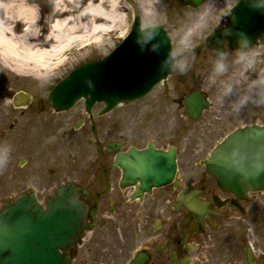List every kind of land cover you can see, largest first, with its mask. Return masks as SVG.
Returning a JSON list of instances; mask_svg holds the SVG:
<instances>
[{
  "label": "flooded vegetation",
  "instance_id": "flooded-vegetation-1",
  "mask_svg": "<svg viewBox=\"0 0 264 264\" xmlns=\"http://www.w3.org/2000/svg\"><path fill=\"white\" fill-rule=\"evenodd\" d=\"M232 7L206 35L204 58L212 63L215 51L207 39L228 26ZM229 44L226 39L224 58L233 55L234 61L253 65L254 72L264 68V36L247 49ZM185 76L179 77L181 86L187 83ZM189 87V93L201 91L210 102L197 120L188 114L186 95L177 108L166 111L164 94L145 99L155 89L110 110L104 102L88 110L80 100L57 111L46 97L30 92L29 103L17 105L16 91H5L0 81V181L11 177L3 192L16 187L14 198L5 203L27 195L45 206L59 187L78 189L77 198L88 208V225L71 252V264H264V191L226 190L206 168L212 150L229 134L264 127V109L243 102L207 127L210 98L193 76ZM139 103L141 112L129 107ZM179 108L187 121H203L202 126L182 129ZM152 147L173 152L176 170L166 185L145 190L141 179L127 178L123 162L132 150ZM120 228L121 247L115 242Z\"/></svg>",
  "mask_w": 264,
  "mask_h": 264
},
{
  "label": "water",
  "instance_id": "water-1",
  "mask_svg": "<svg viewBox=\"0 0 264 264\" xmlns=\"http://www.w3.org/2000/svg\"><path fill=\"white\" fill-rule=\"evenodd\" d=\"M182 7L200 8L206 0H177ZM264 34V0H239L226 28L207 41L215 60L224 56L223 43L232 48L255 45ZM173 48L164 27L142 29L137 18L125 41L103 60L73 70L48 96L56 110H66L84 97L87 104L105 101L108 109L119 102L147 95L173 71ZM16 104L30 97L19 93ZM21 104V103H20ZM189 115L197 119L208 102L200 92L186 99ZM89 107V106H88ZM173 152L132 150L123 162L127 178L143 181L142 188L169 183L176 170ZM207 171L219 186L237 194L264 191V127L238 129L211 153ZM151 180L152 185L147 184ZM73 186L58 189V195L43 208L33 196H23L0 211V264H70L71 252L86 229L87 206ZM134 264H137L134 263Z\"/></svg>",
  "mask_w": 264,
  "mask_h": 264
},
{
  "label": "rangeland",
  "instance_id": "rangeland-1",
  "mask_svg": "<svg viewBox=\"0 0 264 264\" xmlns=\"http://www.w3.org/2000/svg\"><path fill=\"white\" fill-rule=\"evenodd\" d=\"M15 1L0 0V4L7 9L12 4L20 3V1ZM87 2L86 0H63L61 8L69 7L74 10V14L78 15L86 7ZM235 2L236 0H208L201 8L191 10L181 7L176 0H119L122 14L121 23L113 28V31H103L98 34L95 39L103 40L100 45L94 44L91 40L80 45L81 48L76 47L70 50L66 53L69 59L68 63L57 66L53 73L42 78L25 73L18 74L0 62V81L7 92L25 90L38 98H43L50 88L71 70L84 62L108 54L120 42L122 36L127 35L128 29L133 23V16L138 15L143 27L164 26L169 31L174 46L173 74L145 99L151 101L164 94L162 96L163 110L175 109L178 105L177 101L191 91L189 84L193 76L202 84L211 101L212 107L205 114L207 127H209V123L223 119L229 111L234 110L237 105L243 104V102L264 109V68L254 72L253 65H246L244 61L240 60L234 61L233 55L213 63L209 61V57L204 58V41L210 25L217 23ZM30 3L34 5V12L38 21L40 20L39 29H45L42 33L46 35L58 17L57 0H30ZM109 3L110 0L105 1L106 8L109 7ZM15 10L9 12L12 18H17V22H19L21 20L16 16ZM4 11V9L0 10V12ZM22 25L18 26L19 35L22 32ZM185 75L188 79L187 83L181 86L179 80ZM135 104H131L129 107H134L135 111L141 112V103L138 104L139 106ZM184 111L183 108H179L180 115L178 116L182 129L185 126L199 129L203 121L190 123L189 120L182 117V114H185ZM260 119L263 120L262 117ZM5 171L10 173L11 169ZM10 179L11 177H7L0 181V210L4 206L5 200H12L16 192V187H11V185L7 186L6 192H3L7 185L4 183H8ZM115 242L118 246H123L121 228L115 231Z\"/></svg>",
  "mask_w": 264,
  "mask_h": 264
},
{
  "label": "bare ground",
  "instance_id": "bare-ground-1",
  "mask_svg": "<svg viewBox=\"0 0 264 264\" xmlns=\"http://www.w3.org/2000/svg\"><path fill=\"white\" fill-rule=\"evenodd\" d=\"M19 1L7 9L0 4L5 10L0 17V62L18 74L33 77L50 75L57 66L68 63L67 52L88 41L100 45L103 40L95 39L98 34L113 31L122 18L119 0H110L108 8L106 0H86V7L78 15L69 7L62 9L63 0H57L58 17L45 35V29H39L34 5H28L26 0L15 2ZM10 10H15L22 23L12 18ZM19 24H23L20 35Z\"/></svg>",
  "mask_w": 264,
  "mask_h": 264
}]
</instances>
